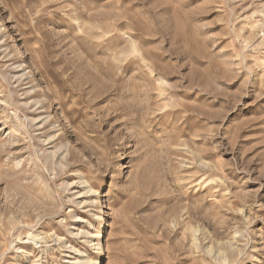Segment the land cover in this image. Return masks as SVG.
<instances>
[{"label":"rangeland","instance_id":"rangeland-1","mask_svg":"<svg viewBox=\"0 0 264 264\" xmlns=\"http://www.w3.org/2000/svg\"><path fill=\"white\" fill-rule=\"evenodd\" d=\"M0 264H264V0H0Z\"/></svg>","mask_w":264,"mask_h":264}]
</instances>
